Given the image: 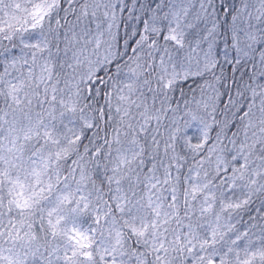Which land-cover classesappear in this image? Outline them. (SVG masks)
Listing matches in <instances>:
<instances>
[{
  "label": "snow or ice",
  "instance_id": "6c2138e0",
  "mask_svg": "<svg viewBox=\"0 0 264 264\" xmlns=\"http://www.w3.org/2000/svg\"><path fill=\"white\" fill-rule=\"evenodd\" d=\"M126 7L0 0V264H264V0Z\"/></svg>",
  "mask_w": 264,
  "mask_h": 264
},
{
  "label": "trees",
  "instance_id": "16d2710c",
  "mask_svg": "<svg viewBox=\"0 0 264 264\" xmlns=\"http://www.w3.org/2000/svg\"><path fill=\"white\" fill-rule=\"evenodd\" d=\"M160 2V0H124V3L127 5L125 10L121 13L118 12V16L120 17L119 28L116 29L118 32L117 42L123 50V45L125 39H127L129 48L128 53L131 54V47L135 46V40L138 39L137 36H133V30L140 31L143 28V20L147 18L149 9H154L156 5ZM231 2V0H229ZM129 9H131V16L129 14ZM139 16L140 19L137 20L135 17ZM230 73V69H229ZM239 75V74H237ZM197 83H193L192 79L183 83V88L186 92L191 95L190 89H195L197 92L199 89L197 88L198 83H202L200 78H194ZM177 98L179 97V91L176 93ZM215 135V132L212 133ZM255 207V206H254ZM255 214V213H253ZM247 219V216L245 217Z\"/></svg>",
  "mask_w": 264,
  "mask_h": 264
}]
</instances>
